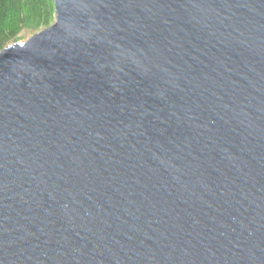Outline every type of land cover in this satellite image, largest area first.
Instances as JSON below:
<instances>
[{
	"label": "water",
	"instance_id": "obj_1",
	"mask_svg": "<svg viewBox=\"0 0 264 264\" xmlns=\"http://www.w3.org/2000/svg\"><path fill=\"white\" fill-rule=\"evenodd\" d=\"M0 50V264H264V0H52Z\"/></svg>",
	"mask_w": 264,
	"mask_h": 264
},
{
	"label": "trees",
	"instance_id": "obj_2",
	"mask_svg": "<svg viewBox=\"0 0 264 264\" xmlns=\"http://www.w3.org/2000/svg\"><path fill=\"white\" fill-rule=\"evenodd\" d=\"M51 0H0V50L28 21L34 29L48 27L54 20ZM46 12L49 18L46 17ZM30 20V21H29Z\"/></svg>",
	"mask_w": 264,
	"mask_h": 264
},
{
	"label": "rangeland",
	"instance_id": "obj_3",
	"mask_svg": "<svg viewBox=\"0 0 264 264\" xmlns=\"http://www.w3.org/2000/svg\"><path fill=\"white\" fill-rule=\"evenodd\" d=\"M50 2V0H49ZM51 3L53 4L52 0H51ZM52 4L49 3V5L51 6ZM52 8H53V5H52ZM46 17L49 18V12H48V15H47V12H46ZM53 17H54V9H53ZM30 21V20H29ZM53 22V21H52ZM34 23H29L28 21L24 24V28L21 29L19 31V33H17L14 37L10 38L8 41H6L5 43H3L2 45V48H6L8 47L9 45L17 42V41H26L27 39H29L30 37H32L33 35H35L36 33L44 30L45 28L44 27H40L38 29H34L35 26L33 25ZM52 24V23H51Z\"/></svg>",
	"mask_w": 264,
	"mask_h": 264
},
{
	"label": "clouds",
	"instance_id": "obj_4",
	"mask_svg": "<svg viewBox=\"0 0 264 264\" xmlns=\"http://www.w3.org/2000/svg\"><path fill=\"white\" fill-rule=\"evenodd\" d=\"M20 42V41H19Z\"/></svg>",
	"mask_w": 264,
	"mask_h": 264
}]
</instances>
